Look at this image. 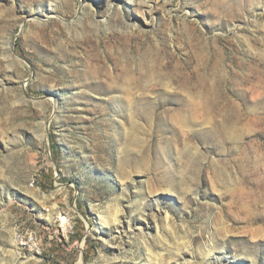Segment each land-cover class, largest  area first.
<instances>
[{
	"label": "rangeland",
	"instance_id": "1",
	"mask_svg": "<svg viewBox=\"0 0 264 264\" xmlns=\"http://www.w3.org/2000/svg\"><path fill=\"white\" fill-rule=\"evenodd\" d=\"M0 264H264V0H0Z\"/></svg>",
	"mask_w": 264,
	"mask_h": 264
},
{
	"label": "built area",
	"instance_id": "2",
	"mask_svg": "<svg viewBox=\"0 0 264 264\" xmlns=\"http://www.w3.org/2000/svg\"><path fill=\"white\" fill-rule=\"evenodd\" d=\"M63 225L65 226V228H63L64 232H69L70 227H69V222L67 219L65 220V222H63ZM17 240H18L19 245L28 247L32 251L38 252L41 249L40 241L36 233H34L33 231L26 232L25 234L19 233L17 235Z\"/></svg>",
	"mask_w": 264,
	"mask_h": 264
},
{
	"label": "bare ground",
	"instance_id": "3",
	"mask_svg": "<svg viewBox=\"0 0 264 264\" xmlns=\"http://www.w3.org/2000/svg\"><path fill=\"white\" fill-rule=\"evenodd\" d=\"M197 77H198V80L196 81V84L197 85H201L202 84V77H201V75L200 74H197ZM197 102V101H196ZM194 103V102H193ZM195 105V104H194ZM198 105H201L200 103H198L195 107H194V109H200V106H198ZM62 219H63V222H65V220H66V218L65 217H62ZM156 258V257H155ZM157 259V258H156Z\"/></svg>",
	"mask_w": 264,
	"mask_h": 264
}]
</instances>
